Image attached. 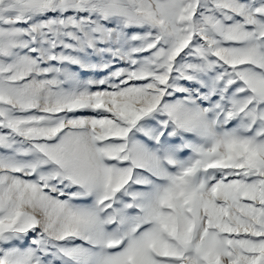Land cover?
I'll list each match as a JSON object with an SVG mask.
<instances>
[{
    "label": "snow or ice",
    "instance_id": "snow-or-ice-1",
    "mask_svg": "<svg viewBox=\"0 0 264 264\" xmlns=\"http://www.w3.org/2000/svg\"><path fill=\"white\" fill-rule=\"evenodd\" d=\"M0 264H264V0H0Z\"/></svg>",
    "mask_w": 264,
    "mask_h": 264
}]
</instances>
